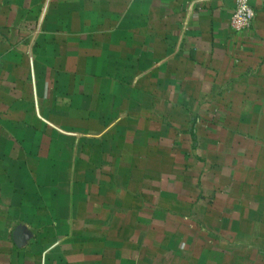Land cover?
<instances>
[{"label":"crops","instance_id":"obj_1","mask_svg":"<svg viewBox=\"0 0 264 264\" xmlns=\"http://www.w3.org/2000/svg\"><path fill=\"white\" fill-rule=\"evenodd\" d=\"M250 3L0 0V264H264Z\"/></svg>","mask_w":264,"mask_h":264},{"label":"built area","instance_id":"obj_2","mask_svg":"<svg viewBox=\"0 0 264 264\" xmlns=\"http://www.w3.org/2000/svg\"><path fill=\"white\" fill-rule=\"evenodd\" d=\"M256 12L254 11L250 0H237L236 9L231 19V27L237 32H244L251 29Z\"/></svg>","mask_w":264,"mask_h":264},{"label":"rangeland","instance_id":"obj_3","mask_svg":"<svg viewBox=\"0 0 264 264\" xmlns=\"http://www.w3.org/2000/svg\"><path fill=\"white\" fill-rule=\"evenodd\" d=\"M168 182V181H167ZM168 183H171V182H168ZM163 225V224H162Z\"/></svg>","mask_w":264,"mask_h":264}]
</instances>
